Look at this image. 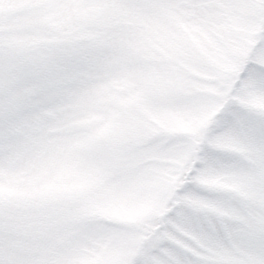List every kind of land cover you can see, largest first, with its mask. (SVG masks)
<instances>
[{
    "label": "snow or ice",
    "instance_id": "1",
    "mask_svg": "<svg viewBox=\"0 0 264 264\" xmlns=\"http://www.w3.org/2000/svg\"><path fill=\"white\" fill-rule=\"evenodd\" d=\"M76 16L94 30L53 23ZM125 23L147 26L166 71L128 72L144 50ZM97 100L120 111L68 139ZM70 151L107 159L52 191ZM257 191L264 206V0H0V264H264Z\"/></svg>",
    "mask_w": 264,
    "mask_h": 264
},
{
    "label": "clouds",
    "instance_id": "2",
    "mask_svg": "<svg viewBox=\"0 0 264 264\" xmlns=\"http://www.w3.org/2000/svg\"><path fill=\"white\" fill-rule=\"evenodd\" d=\"M235 17L240 23L248 22L252 19L244 8H238ZM53 23H61L64 33H72L79 29L80 35H85L92 32L95 28V22L82 16L65 18L62 21H53ZM125 39L133 42L138 48L144 51H136L129 49L125 55L126 66L129 73H142L145 76L153 74L157 71L163 72L167 70L165 60L159 50L151 43L148 35L147 26L142 23L132 24L125 23L121 29ZM49 38L56 40L59 34L56 31L49 30ZM108 83V81H105ZM86 89V86H85ZM120 94L125 93V89L118 90ZM120 111L115 104H106L103 101L97 100L95 105L84 112L78 111L75 114L69 113L68 119L73 125L65 133L68 139L74 142L76 137H82L86 132H90L98 123V116H110L112 112ZM81 121H87L88 127L82 128ZM114 134L135 136V130L126 126H117L113 129ZM107 159L106 153L102 152H64L58 155L53 160L48 174L42 178V182L50 186L52 191H63L66 189L78 190L89 179L84 174L85 168L103 167ZM247 203L251 205L249 212H254L257 209L264 210V206L259 204V193L250 198ZM52 207L58 210L61 207L59 201L53 199ZM82 264H97V258L91 255H82L80 257Z\"/></svg>",
    "mask_w": 264,
    "mask_h": 264
}]
</instances>
